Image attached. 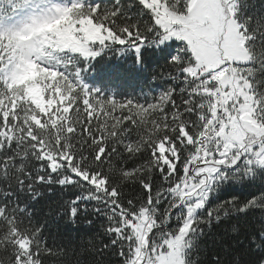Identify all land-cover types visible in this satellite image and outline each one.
I'll list each match as a JSON object with an SVG mask.
<instances>
[{
  "label": "snow or ice",
  "instance_id": "snow-or-ice-1",
  "mask_svg": "<svg viewBox=\"0 0 264 264\" xmlns=\"http://www.w3.org/2000/svg\"><path fill=\"white\" fill-rule=\"evenodd\" d=\"M6 2L30 11L0 23V264H68L49 219L101 224L117 264H201L206 230L264 215V0ZM53 186L76 194L48 207Z\"/></svg>",
  "mask_w": 264,
  "mask_h": 264
},
{
  "label": "trees",
  "instance_id": "trees-1",
  "mask_svg": "<svg viewBox=\"0 0 264 264\" xmlns=\"http://www.w3.org/2000/svg\"><path fill=\"white\" fill-rule=\"evenodd\" d=\"M0 1L2 3L0 5V14L2 16L14 17L22 10H26L17 8L13 11L6 0ZM19 2L20 0H12L14 4ZM4 16L3 18H5ZM0 19L2 18L0 17ZM241 50L244 52L243 49ZM35 74V69H28V74L23 75L19 83L30 81ZM96 82L106 87H136L137 89L139 87L135 80L121 78L107 71L102 72ZM31 91L33 93L35 89L33 88ZM159 91L160 89H157V92ZM11 191L17 193L14 182L12 183ZM53 192L54 194L47 197L48 207L52 208L55 207L57 199L67 201L74 198L76 194L70 188L61 191L55 186H53ZM220 195L225 200L236 197L238 202L250 200L253 196H256L257 199L260 198L258 190L251 188L241 189L239 186L222 191ZM10 199L15 203L17 197L13 195ZM19 203L23 204L25 200L20 198ZM29 207L35 216L36 223L44 224V220L47 217V207H45L44 202L41 201L38 205H29ZM36 209H39L38 213ZM233 225L238 229L235 234L232 232ZM88 228L87 224L74 225L69 228L61 222L49 219L42 235L47 240L48 247L53 249L54 257L61 254L57 250L67 251L70 249L72 251V255L67 258L68 264H71V261L74 260H79L82 264H101V261H103V264H117L118 258L113 255L114 249H107L104 253L95 251V248H98L101 242H108V237L103 234L102 225L97 224L94 231H89ZM261 234H264V215L257 211L232 216L226 221L222 220L219 224H214L210 231L206 230L205 232V236L201 241L202 245H204L201 251V264H234V258L236 257H239V264H259L261 256H264V248L257 250ZM253 237L256 238V243H253ZM93 244L95 248L91 247ZM215 257L220 258L218 262L214 259Z\"/></svg>",
  "mask_w": 264,
  "mask_h": 264
},
{
  "label": "rangeland",
  "instance_id": "rangeland-1",
  "mask_svg": "<svg viewBox=\"0 0 264 264\" xmlns=\"http://www.w3.org/2000/svg\"><path fill=\"white\" fill-rule=\"evenodd\" d=\"M0 3H1V1H0ZM12 8V7H11ZM30 10L29 9H27V10H22L20 13H18L17 15H15L14 17L13 16H4L5 18H2L1 20H0V23H4V24H7V25H18V23L20 22V21H22L27 15H28V12H29ZM2 15V14H1ZM241 49H242V45H241ZM243 53L244 52H242V50H241V52L240 53H238L237 55H236V57L235 58H237V59H239V58H242L243 57ZM27 75L28 74V70H26L25 71V73H24V75ZM35 89V91L32 93L34 96L35 95H38V89H36V88H34Z\"/></svg>",
  "mask_w": 264,
  "mask_h": 264
}]
</instances>
